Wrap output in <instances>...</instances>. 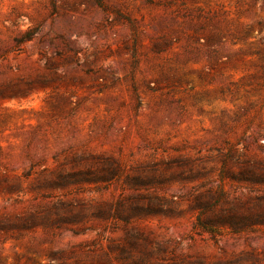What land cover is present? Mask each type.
<instances>
[{
    "label": "rangeland",
    "instance_id": "374dc122",
    "mask_svg": "<svg viewBox=\"0 0 264 264\" xmlns=\"http://www.w3.org/2000/svg\"><path fill=\"white\" fill-rule=\"evenodd\" d=\"M0 264H264V0H0Z\"/></svg>",
    "mask_w": 264,
    "mask_h": 264
}]
</instances>
